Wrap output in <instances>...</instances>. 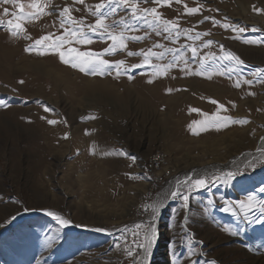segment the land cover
Returning a JSON list of instances; mask_svg holds the SVG:
<instances>
[{
  "label": "rangeland",
  "instance_id": "1",
  "mask_svg": "<svg viewBox=\"0 0 264 264\" xmlns=\"http://www.w3.org/2000/svg\"><path fill=\"white\" fill-rule=\"evenodd\" d=\"M19 3L25 14L32 12L31 0ZM99 3L105 4V14L117 7L108 0H40L44 13L22 21L23 32L15 37L7 22H16L11 13L18 10L0 4V102L5 105L0 107V264H115L110 245L117 243L130 210L145 203L144 160L155 151L168 155L175 180L154 202H164L180 178L209 183L190 194L187 208L181 199H170L164 212L160 209L147 264H264V222H255L264 221L259 211L264 154L256 157L264 153V82L252 75L264 68V43H245L264 40V0H136L138 9L155 8L161 21L175 24L171 38L149 27L151 15L135 18L130 9L117 7L105 23L129 39L124 48L100 58L123 61L119 75L115 68L87 74L62 63L57 54L24 51L42 36L64 35L59 13L68 7L74 20L83 21L71 27L82 28L92 42H72L65 49L103 53L111 40H101L87 27L95 23L92 13ZM190 8L198 11L189 14ZM134 36L142 39L133 41ZM193 47L196 60L189 51ZM149 51L163 58L151 55L145 64ZM225 52L243 64L216 59L206 64L204 75L182 71L183 61L167 71L153 67L182 55L194 73L200 56ZM137 64L143 66L133 67ZM216 113L247 123L207 131L194 123ZM121 151L128 156L118 155ZM229 172L238 174L228 183L216 180ZM249 195L258 207L245 221L235 206ZM226 205L239 214L222 211ZM46 211L70 224L62 228Z\"/></svg>",
  "mask_w": 264,
  "mask_h": 264
},
{
  "label": "snow or ice",
  "instance_id": "2",
  "mask_svg": "<svg viewBox=\"0 0 264 264\" xmlns=\"http://www.w3.org/2000/svg\"><path fill=\"white\" fill-rule=\"evenodd\" d=\"M74 3H80L83 4L84 0H73ZM141 3L144 2V0H140ZM156 2H161V0H156ZM179 2V0H177ZM115 3L117 7H123L128 8L131 10V13L133 17L135 18H143L146 19L147 15H151L152 20L147 21L149 27L153 28L157 35H161L162 33H168V37L171 38L172 33L175 29V24L173 22L164 20L161 21L160 17L156 14V9H143L140 10L136 6V0H108V5L111 7V5ZM0 4L13 5L18 11L11 13V15L15 19V23H13V20H9L7 22L8 25V31L12 36H18L23 32L21 22L26 21L29 19H35L38 15L44 13V8L40 6V0H31V3L28 4V8L32 9V12H29L27 14L24 13L23 5L19 3V0H0ZM117 7H111V11L108 13H103L101 10L105 8L104 3H99L95 5V12L92 14L96 17L95 23L88 25L89 32L96 33L100 36L101 40H103L105 37L107 39L111 40V45L104 50L103 53H93L90 51H79L77 48L74 47H68L65 49V45L75 42L76 44L81 45H87L90 44L92 41L88 35V33L84 32L82 28H75L71 27V25L76 24H83V21H76L73 19V17L69 14L70 9L68 7H64L63 10L59 13V16L61 17L60 20V27L64 28V35L57 36L54 39L50 35L42 36L39 39H36L33 44H31L29 47H26L24 49L25 52L30 53L32 50L36 49L38 50V54L45 55V54H57L59 56V59L62 63L68 64L73 68H78L80 71L85 72L87 74H100L103 75V73L106 70H110L112 68H115L117 70V74H120L121 65H123V61H118L115 64L110 63L106 59L100 58L105 53L111 54L112 52L116 51L117 48H124L125 40L129 39L125 36L123 30L117 32L116 29L113 27V25H109L105 23V20L107 17L113 15L117 11ZM198 11L197 8H190L188 9V13H196ZM260 11V10H257ZM3 12L5 15L9 14V9L6 7L3 9ZM207 19V17L205 18ZM213 23H216L213 21ZM69 25L68 28H65V25ZM2 26V24H0ZM225 29L229 28L228 24L222 25ZM240 32H244L245 29L243 27L238 29ZM252 31H259L258 29L253 28ZM176 37L178 38L181 33L176 32ZM133 41H138L142 39L141 37H131ZM196 39H199V34L197 35ZM212 41H208L204 47H208L209 44H211ZM245 43L256 45L260 43H264V40H251V41H245ZM156 47H163L162 45H155ZM44 49V50H41ZM46 50V51H45ZM169 52H175L178 50L174 49H167ZM189 51L192 54V59H197V49L196 48H189ZM128 55H139V53H131L129 52ZM151 55H157L149 51L147 55L144 57V63H148L149 56ZM163 53H160L157 55V59H162ZM216 59H219L221 61H231L234 62L236 65L243 64V61L240 60L239 57L235 56L231 52H225L223 55L216 57L214 55L209 54L207 57L200 56L199 57V68L193 73L192 69L188 67V60L184 58V56H176L173 55L172 62L161 66H153L154 69L158 72L160 71H167L169 68H172L176 66V63L183 61L184 68L181 70L184 71L187 70V74H195V75H204L206 72L209 71V69L206 67V64H208L209 61H214ZM143 65L137 64L133 65V67L139 68ZM230 71H235V69H231ZM222 74V73H221ZM252 75H254L257 78L258 82H264V68H258L256 69ZM149 83L152 81L149 80ZM22 83V82H21ZM244 83L251 85L253 83L252 80H244ZM235 87H240L239 80L235 84ZM213 104H216V101H211ZM5 106L3 102H0V107ZM218 108L223 110V105H218ZM45 111H49V109L45 108ZM198 111V110H197ZM49 124H55L56 121L49 120ZM200 125V128L202 130H209L210 128H215L216 130H219L222 127H227L229 124H235L240 123L244 124L247 123L245 120H233L228 116H221L218 113L213 114L211 116H205V119L201 121L194 122ZM191 128V125L189 126ZM87 134V133H86ZM194 135H198L199 132L194 131ZM67 138V137H65ZM118 155L127 157L128 154L121 151L118 153ZM132 160H135V157H128ZM251 164V162H249ZM238 172H229L223 177H216V180H223L225 183H228L231 179H233ZM131 178V177H130ZM215 182V181H212ZM209 183L208 180L205 178H188L184 182L179 183L175 190L170 192L169 197L170 199L176 200L181 199L183 201V207L187 208L188 201L190 199V194L195 190L203 189L207 186ZM260 191L264 192V189H260ZM144 210L146 212H149L150 220L146 222L145 224H137L136 228L141 229L140 232H135L133 235L137 238V241H139V237L143 236V243L137 242L135 245V248L140 249L141 251H135L133 248H127L124 251L126 252V255L131 258L132 264H144V260L147 258V254L154 242V237L156 233V228L153 223V221L156 219V216L158 215L160 209L164 207V204L162 201L154 202L151 204H144L143 205ZM235 207H238L240 209V213L243 214V218L245 221L249 220L248 212L256 210L258 207V203L256 201V197L249 195L245 201H240L238 205ZM224 212H231L233 215H238L233 206L226 205L221 209ZM259 211L262 215H264V202H259ZM47 216H50L52 219L57 221V223L63 228L70 224V221L68 219L63 218L62 216L56 214L52 211H46L44 213ZM257 223L264 222L261 219L257 218ZM226 231L230 232L232 236H236L238 233L235 231H232L231 229H226ZM141 252L143 253V256L141 255ZM192 253L189 252V256H191ZM212 264H215V261L212 262Z\"/></svg>",
  "mask_w": 264,
  "mask_h": 264
},
{
  "label": "built area",
  "instance_id": "3",
  "mask_svg": "<svg viewBox=\"0 0 264 264\" xmlns=\"http://www.w3.org/2000/svg\"><path fill=\"white\" fill-rule=\"evenodd\" d=\"M162 153L166 154L163 151ZM152 165H161V163H158L156 161V154H152ZM146 170H148V166ZM174 178L175 176L173 178L158 179L157 175H152V193L149 196L145 197L144 204L154 203L160 189H162L165 185H168L169 182ZM149 220V212H146L144 210L143 205H136V209H131L130 219L125 222V225L119 231H117V243H112L109 248V250H113V254L116 255L115 264H125V261L127 260L132 262L131 258L126 255V252L124 251L125 249L133 248L135 251H141L140 249L135 248V245L137 242L143 243V236L141 235L139 237V241H137V238L133 235V233L142 231L141 229L136 228L137 224L143 225ZM141 255L143 256L142 252Z\"/></svg>",
  "mask_w": 264,
  "mask_h": 264
},
{
  "label": "bare ground",
  "instance_id": "4",
  "mask_svg": "<svg viewBox=\"0 0 264 264\" xmlns=\"http://www.w3.org/2000/svg\"><path fill=\"white\" fill-rule=\"evenodd\" d=\"M261 147V146H260ZM152 154H156V161L158 163H161V165H152ZM264 153H261L259 155H256V157H261L263 156ZM254 158V157H253ZM252 159V158H251ZM147 166H148V170L147 169ZM143 170L146 175H148V181H147V186L145 188V191H144V197L146 196H149L151 193H152V189H153V181H152V175H157L158 179H165V178H172L174 175L173 172H172V167L169 166V160H168V155L167 154H163L162 151H155L153 153H150L148 154L146 157H145V160H144V166H143ZM164 172H169L167 174H164ZM187 178V177H186ZM186 178L184 179H176V183H175V187H174V190L176 188V186L179 184V183H182L183 180H185ZM175 180V179H174ZM172 183V184H173ZM171 186V185H170ZM169 188V187H168ZM169 197V196H168ZM166 200L163 202L164 204V207L162 208V212H164V210L166 209L167 205L166 203L170 200V198H165ZM137 205H143V204H137ZM133 209H136V205L133 207ZM131 211V210H130ZM162 212L159 213V216L160 214H162ZM158 216V217H159ZM157 217V219H158ZM156 219V221H157ZM157 233H155V236H156ZM155 239V237H154ZM155 241V240H154ZM158 250V248H157ZM153 254L154 253H151L149 255H147V258L146 260H144V264H147L149 261L152 260L153 258Z\"/></svg>",
  "mask_w": 264,
  "mask_h": 264
}]
</instances>
